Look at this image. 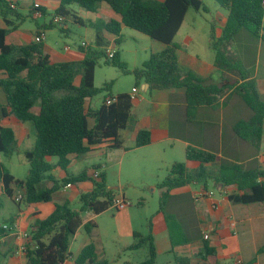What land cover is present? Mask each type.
<instances>
[{
  "label": "trees",
  "instance_id": "16d2710c",
  "mask_svg": "<svg viewBox=\"0 0 264 264\" xmlns=\"http://www.w3.org/2000/svg\"><path fill=\"white\" fill-rule=\"evenodd\" d=\"M60 5L54 14L64 17V22L72 18L82 23L68 7L78 5L91 13L98 11L99 5L107 6L118 16L98 25L90 26L96 30V47H80L83 58L79 62H51L45 52V44L35 42L15 46L7 43V37L13 29L10 22L23 21L25 18L18 12V4L9 0H0V17L5 27H0V72L5 76L0 79L6 104L0 105V113L13 117L20 124H30L35 141L31 149L24 152L29 163V173L25 180L16 179L8 168L0 163V183L5 195L12 198L13 188H18L25 195L24 202L47 203L53 200L54 194L66 185L86 181L92 183V189L79 196L80 208L73 209L68 202L56 204L53 212L46 218L30 227V238L27 244V264H65L70 257V246L76 233L83 228L90 235L97 229L95 218L110 209L118 193L108 188L105 175L98 178L88 175L84 169L78 174H70L67 169L71 156L88 153L98 144L108 143L111 148L123 149L119 139L120 131L130 123L132 95L123 93L116 96V101L107 104L106 99L99 108H90L92 99L103 91H110L113 82L105 83L102 88L94 84L95 70L99 60L104 65L118 68L123 74L133 75L135 88L145 82L149 91L153 89H184L187 112L200 107L215 108L221 98L232 94L240 97L244 105L252 112L247 120H238L233 127L234 134L260 148L264 135V98L257 90L252 74L229 50V43L241 31L246 30L252 37L264 41V0H216L228 12L226 22L219 37L215 36L213 24L210 32V46L215 52V66L222 72L220 83H212L193 71L179 65L177 52L180 46L174 39L180 30L190 9L200 11L206 8L202 0H58ZM34 10V8H33ZM45 15L46 9L40 8ZM32 16V12H30ZM63 22V23H64ZM65 26V25H63ZM57 24L53 19L42 28L54 29ZM128 27L164 45V49L151 53L149 59L140 67L129 69L121 60L119 50L109 58L103 49L104 40L100 32L105 30L116 37L115 44L121 42V29ZM61 31L67 28L61 27ZM40 27L35 36H44ZM237 77L231 80V76ZM90 120L93 125L90 126ZM15 134L12 128L0 126V153L10 157L15 149ZM151 143V133L147 129L138 131L135 148ZM127 150V148H125ZM57 157V164L48 161ZM187 161L199 162V167L189 169L185 162H174L169 174L158 184L162 190L159 202V213L164 215L169 238L173 247L184 245L187 239L176 218L166 212V203L170 192L194 183L203 184L206 190L207 180L226 190H231L228 199L233 204H257L264 202V169H245L236 163L214 164L220 157L212 152L188 146L185 149ZM55 167L66 172L65 178L58 181L50 173ZM98 167H93L97 169ZM213 172V174L210 173ZM46 180L53 183L45 186ZM3 203L0 200V212ZM83 213L87 215L82 216ZM148 233H133V242L128 251L147 250V258L138 264H156L157 249L152 234V222L149 220ZM182 234L175 239L174 230ZM8 230L0 226V237H5ZM264 253V245L257 254ZM216 249L204 240L200 257L205 260L215 256ZM179 264H193L189 258H179ZM255 256L246 264H256ZM75 264H106L97 258L96 247L86 244L75 259Z\"/></svg>",
  "mask_w": 264,
  "mask_h": 264
},
{
  "label": "crops",
  "instance_id": "0c3cea01",
  "mask_svg": "<svg viewBox=\"0 0 264 264\" xmlns=\"http://www.w3.org/2000/svg\"><path fill=\"white\" fill-rule=\"evenodd\" d=\"M9 1L17 3V9H19L18 0ZM34 3H39L42 8L46 9V14H43V16L47 15L48 8H51L55 12L60 5L58 0H32L30 6L32 17ZM47 3H50L48 7L46 6ZM93 14L101 20L103 19V23L115 17L110 9L103 4ZM227 15L228 12L220 13L218 28L213 24L216 37L221 35V30L226 22ZM186 17L174 39L175 43L180 46L177 52L179 65L193 71L202 78L210 79L212 83L218 84L220 82L217 83L215 81V76L221 74L220 78L222 80L223 74L215 66V52L212 56L209 54L201 56L196 53H191L186 49L187 46L199 45L206 47L207 43L210 45L211 28L209 31L205 28L203 33L200 34V30H197L196 25H193L186 26L187 30L185 31ZM10 22L13 25V29L7 37V43L15 46L28 44L22 41L24 33L20 30L18 21H14L11 18ZM92 22L95 21L92 20ZM44 25L47 24L38 25L41 31H44L42 28ZM0 27H5L3 21ZM33 36L35 38V33ZM237 36H241L242 38L240 61L244 67L246 66V69L248 68L247 70L253 66L251 69L253 70L251 72V78L255 81L260 96L264 98V41L251 38L241 32L235 38ZM179 37L181 38L179 40L180 42L176 41ZM115 39L116 37L111 34L104 36V41L110 45L115 43ZM44 44L45 52L49 55L51 62H79L84 56L83 53L81 56L71 55L65 49L62 51L52 49L46 43V38ZM157 47L158 51L156 52L164 49L162 43ZM250 49L256 55L255 63L249 66L247 62L248 51ZM79 50L81 51V49ZM4 77L2 72H0V79ZM235 78L237 79L236 76ZM132 95H134V98L132 99L133 106L130 123L126 129L119 133V139L122 141L124 148L114 149L108 143H103L93 146L84 155L70 157L71 163L73 161L85 162L88 159H94V163L84 167V169L88 170L90 177L94 178L95 172H98L99 174L105 175L106 183L107 181L109 182L111 166L108 163L117 159H120L122 162L124 153L126 152L141 153L142 157L147 161V166L151 170H156L161 165H165L169 172L171 165L178 161L172 153L167 152H173L176 147H179L185 156V149L188 146L203 149L218 155L220 161L211 164L213 167H218L222 163H236L242 165L245 169H264V160L261 156L262 151L254 152L253 146L238 138L233 132L234 124L238 120H247L252 114L251 110L244 105L239 96L230 94L227 99L225 97L221 98L220 104L215 108L200 107L187 112L184 89H153L150 92L149 84L142 82L138 88H135V93ZM5 104L6 97L0 87V105ZM88 106L93 108L91 103ZM92 125L93 121L90 120V126ZM0 126L13 129L16 139L15 149H18L23 155L26 150L30 149V145H34L35 136L30 124H20L15 118L10 116L5 117L0 113ZM141 129L149 130L151 133V143L144 147L135 148L136 135ZM263 147L264 135L262 138ZM101 158H106V164L103 165ZM0 163L2 162L0 161ZM185 163L189 169H196L200 165L199 162L187 161L186 159ZM52 164L55 165L56 163ZM93 167L98 168L93 169ZM52 172L50 174L58 181L66 176V172L59 167H55ZM192 185L172 190L165 207L166 212L176 218L183 232V237L187 239V243L175 247L172 246L164 215L159 213L163 216L166 228L164 230H157V227L152 224V234L157 249V258L161 254L168 253L175 254L174 259L178 264L179 258L183 257L189 258L193 264H236V260L238 259L242 260L243 264H246L254 257L248 261H245L242 257L243 244L239 236L240 234H244L248 238L247 244H251L250 246L256 253V264H264V253L257 254L259 248L264 245V242H260V239L264 238V202L249 205L233 204L227 197L231 190H226L219 184H215L219 192L218 196L212 194L208 188L205 190L203 186L199 191H195L192 189ZM45 186L52 187L53 183L46 180ZM108 188L112 189L110 186ZM91 189L92 183L90 181L75 185L72 184L70 187L68 185L62 186L54 194L51 202L28 204L26 205L25 214L19 208V213H14L10 219H5L0 226L4 228L5 225H8L11 228L7 229L8 233L5 237H0V264H27L26 254L21 251V248L27 247L30 238V227L50 215L55 209L56 204L68 202L71 206L72 202L79 201L81 193L88 192ZM160 191L162 192L161 189ZM19 192L22 191L18 189L17 193ZM17 193L13 191V196ZM208 194L211 197H208ZM117 196L126 199L124 193H118ZM5 198L14 202L13 197L10 198L5 195L2 184L0 183V200L3 206ZM213 204L217 206L214 208ZM110 210L115 211L113 209ZM116 212L119 213V221L127 224L126 235L133 237V233L138 231L132 228L131 212L128 209ZM86 215V213L82 214L83 217ZM232 222L235 224V228L232 227ZM14 223L18 225V229L12 228ZM97 229L90 235L87 234V238L81 244L78 252L75 255L70 253L71 255L65 264H75L77 255L90 242L96 247L98 261H102L98 256L99 249L96 242ZM23 233L28 234V238H24L22 236ZM206 234H210L209 239L204 238ZM77 235L78 232L75 237ZM204 240L216 249V255L208 256L205 260L200 257ZM131 244L126 247V250H128L127 248ZM138 263L140 262L132 263L131 261H126V264Z\"/></svg>",
  "mask_w": 264,
  "mask_h": 264
},
{
  "label": "rangeland",
  "instance_id": "374dc122",
  "mask_svg": "<svg viewBox=\"0 0 264 264\" xmlns=\"http://www.w3.org/2000/svg\"><path fill=\"white\" fill-rule=\"evenodd\" d=\"M19 9L18 12L24 16L23 21H18L20 30L24 33L22 38L23 43H29L34 40L33 34L36 32L38 25L48 24L54 15V11L48 8L46 16H39L36 19L30 16V6L32 0H18ZM204 8L200 11L190 9L185 22L186 26L196 25L199 33H203L205 28L208 31L211 25L214 24L216 28L219 27L220 13L227 12L223 9L216 0H202ZM50 3H47V7ZM101 5V4H100ZM99 5V6H100ZM78 18L83 21V24L76 23L72 18H68L62 24H57L54 29L45 31L46 43L55 50H64L66 46L70 47L71 55L81 56L82 52L79 50L83 42L87 43L88 47H96V30L90 26L92 20L98 25L103 23L99 17L91 12L81 9L78 5L74 4L68 7ZM116 18L118 16L114 15ZM15 21V18L12 17ZM0 24H2V18L0 17ZM65 25V26H63ZM64 27L67 30L61 31L60 28ZM242 34H247L252 37L246 30L240 31ZM109 36L105 30L100 32V36L104 40V36ZM121 42L115 44L113 50H119L121 53V60L124 61L129 69L140 67L145 61H147L152 52L158 51L160 42L153 40L147 35H144L134 29L123 27L121 29ZM45 40V39H44ZM181 40L179 37L176 41ZM180 42V41H179ZM242 38L237 36L232 42L229 43V50L240 61L242 50ZM109 43L104 41L103 49L107 52ZM186 49L191 53H196L201 56H212L214 51L207 43L206 47L203 46H187ZM248 54V65L255 63V52L250 49ZM246 67V66H245ZM253 67V66H252ZM252 67H249V71L252 72ZM248 69V68H247ZM221 74L215 76V81L221 82ZM231 80H236L234 75H231ZM113 82L112 89L110 91H103L99 95L95 96L92 101V107L94 109L99 108L106 98L116 96L118 94H133L135 93V79L133 75L123 74L118 68L104 65V60L101 59L95 70L94 84L96 88H102L105 83ZM251 145V144H250ZM253 146V145H251ZM33 146L30 145V149ZM254 152L262 151V144L260 148L253 146ZM172 153L179 162H185L184 152L176 147ZM0 161L9 169L11 174L18 180H25L29 173V163L25 156L18 149H14L13 154L10 157H6L3 153H0ZM94 159H88L87 161H73L68 167L70 174H78L84 169L85 166H90L94 163ZM101 161L106 164V158H101ZM50 163L58 162L57 157L49 158ZM110 180L107 181V185L110 186L116 193L125 194L127 201H130L131 206L127 209L131 212V224L132 228L136 231L147 234L148 223L151 220L152 224L157 227V230H164L166 228L163 216L159 214V202L161 199V191L158 188V184L161 183L169 172L165 165H161L156 170H151L147 166V161L142 157L139 152H126L122 162L120 159L114 160L110 163ZM53 173V172H52ZM211 174L213 172L210 171ZM203 184H193L192 189L199 191L202 189ZM207 186L209 191L215 196L219 195L218 189L212 179L207 180ZM14 192H18V188H14ZM26 203L23 201L20 204H16L10 201L8 198L4 200V206L0 214V224L5 219H10L14 213H19V208L23 214L26 212ZM73 209H79V201L71 203ZM119 213L112 210L98 215L96 222L98 229L96 231V242L99 249L100 262H106V264H126V261L132 263L141 262L146 259L147 250L142 248L138 251H128L126 247L133 242V237L126 235L127 224L119 221ZM85 217V216H84ZM175 239H181L182 234L179 230H174ZM87 234L83 228H80L78 235L72 240L70 246V253L76 254L85 239ZM240 241L243 244L242 257L245 261H248L252 257H255L256 253L254 249L247 244L248 238L245 235L239 236ZM260 242H264V238L260 239ZM175 254H161L157 258L156 264H178L174 259Z\"/></svg>",
  "mask_w": 264,
  "mask_h": 264
},
{
  "label": "built area",
  "instance_id": "2783aa9c",
  "mask_svg": "<svg viewBox=\"0 0 264 264\" xmlns=\"http://www.w3.org/2000/svg\"><path fill=\"white\" fill-rule=\"evenodd\" d=\"M33 8H34V11H33V17L34 18H37V17L43 15V13L40 11L41 5L39 3H34L33 4ZM52 19H53V22L55 24H62L64 22V17L61 16V15H59V14H54ZM44 39H45L44 36H35V38H34L35 42H42V41H44ZM114 45H115V43L111 44L108 47V49H107V52L106 53H107V55H108L109 58H112L114 56V51H115V50H113V46ZM81 47L88 48V45H87V43L83 42L81 44ZM65 50L66 51L70 50V47L69 46H66L65 47ZM133 98H134V95H132V99ZM115 101H116L115 98H111V97L106 98V103L107 104H112ZM261 156H262V158L264 160V147L262 148V155ZM98 176H99V173L98 172H95L94 178H98ZM70 186L71 185H68V187H70ZM208 197H211V195L208 194ZM13 200H14L15 203L20 204L21 202H23L25 200L24 193L23 192H19V193L15 194L13 196ZM130 206H131L130 201H127L123 197L117 196V197L114 198L110 209H113L115 211H123V210H126ZM216 206L217 205L213 204V207L214 208ZM231 225H232L233 228H235V224L233 222L231 223ZM10 228L11 227L8 226V225H5L4 226V229H6V230L7 229H10ZM12 228L18 229V225L16 223H14L13 226H12ZM22 236L24 238H28V234H26V233H23ZM209 237H210V234H206L204 236L205 239H209ZM26 250H27V247L26 246L21 248V251L24 252V253H26ZM236 264H243V262H242V260L238 259V260H236Z\"/></svg>",
  "mask_w": 264,
  "mask_h": 264
}]
</instances>
